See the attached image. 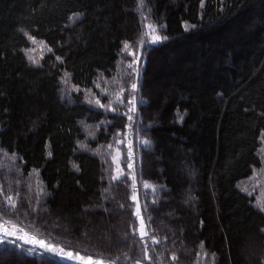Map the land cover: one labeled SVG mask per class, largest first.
I'll list each match as a JSON object with an SVG mask.
<instances>
[{"label":"trees","instance_id":"1","mask_svg":"<svg viewBox=\"0 0 264 264\" xmlns=\"http://www.w3.org/2000/svg\"><path fill=\"white\" fill-rule=\"evenodd\" d=\"M260 204L264 0H0V264H83L21 230L109 264H264Z\"/></svg>","mask_w":264,"mask_h":264},{"label":"snow or ice","instance_id":"2","mask_svg":"<svg viewBox=\"0 0 264 264\" xmlns=\"http://www.w3.org/2000/svg\"><path fill=\"white\" fill-rule=\"evenodd\" d=\"M140 4H141V6H143V0H140ZM146 27H148L151 30V32H153V33L156 32L155 27H153L152 25H147ZM29 39L32 40L33 43H36V41H35V39L33 37H29ZM161 39L162 38L159 35H154L152 42L153 43L159 42ZM124 47L127 50L129 48V45L126 43L124 45ZM49 51H51V49H49ZM29 59H32V58L29 57ZM57 59H60V57H57ZM33 62H35V61H33ZM129 67H132V65H129ZM136 87H137V85L135 83L132 84V89L133 90H135ZM96 103L99 104V101L97 100ZM101 106L103 107V105H101ZM131 111H135V108L133 107V109H131ZM129 119L131 120L132 117L129 116ZM181 119H182V117H181ZM145 143H147V142H145ZM109 147H111V145ZM49 155H51V153H49ZM129 167H131V165H129ZM113 179H119V176L113 177ZM133 181H135V177L134 176H133ZM144 187L152 188V186L149 185L147 182L144 183ZM153 191H155L154 188H153ZM132 199L134 201L137 200V197H136L135 193L133 194ZM9 201H10V203H12L11 202V198H9ZM13 206H14V203H13ZM259 206H260L261 210L264 211V204H260ZM139 213H140V207H139V204L137 203L136 214L139 216ZM141 229H143V220L142 219H141ZM140 234H141V236L147 235V233L144 232V231H141ZM8 235H15V233L14 232L8 233L7 230L5 229V236H8ZM18 239H25V237H18ZM5 242H6V240H5ZM154 242L158 243V241H154ZM25 243H29V244H33V245L39 244V246L41 248H46L47 251L66 255L67 258H69V259H77V260H80V261H84L85 264H92V258L91 257H88L86 259L85 257L80 256L78 253L75 256L71 252L64 253L63 249H58V248H56L54 246L46 245L44 243V241H37V240H35V238H33V239H25ZM173 259H176V257L174 256ZM96 264H101V262L97 261ZM112 264H115V262H112ZM137 264H139V262H137Z\"/></svg>","mask_w":264,"mask_h":264},{"label":"rangeland","instance_id":"3","mask_svg":"<svg viewBox=\"0 0 264 264\" xmlns=\"http://www.w3.org/2000/svg\"><path fill=\"white\" fill-rule=\"evenodd\" d=\"M148 31L150 32V34H151V37H150V39L151 40H153V36L154 35H158V34H156V32L155 33H153V32H151V30L148 28ZM141 45H142V42H140L139 43V47H137L136 49H129V51L128 52H133V63H134V69H135V73H138V70L140 69V65L142 64V59L140 58V55H141ZM132 50V51H131ZM124 51V50H123ZM132 107H134L135 108V111H136V101H135V99L133 98V100H132ZM134 111V112H135ZM7 226V225H6ZM10 228V231L9 232H11V231H13V226H9ZM6 230H8V228L6 229ZM2 231L3 232H5V228L4 229H2ZM14 231H15V229H14ZM13 231V232H14ZM16 232V231H15ZM14 232V233H15ZM20 232V231H19ZM22 237H23V235H22ZM35 240H37V241H41V240H39V239H37V238H35ZM247 249V255H248V259L250 260L251 259V248L249 247H247L246 248ZM68 252H71V251H69V250H67L66 252H64V253H68ZM72 253V252H71ZM74 256L77 254V253H72ZM79 254V253H78ZM80 255V254H79ZM65 257H66V255H64ZM81 256V255H80ZM86 259L88 258V257H85ZM69 259V258H68ZM69 260H73L74 262H77V263H83V264H85V262L84 261H80V260H77V259H69ZM96 262H97V260L96 261H93V259H92V264H96ZM249 264H253V263H251L250 261L248 262Z\"/></svg>","mask_w":264,"mask_h":264},{"label":"water","instance_id":"4","mask_svg":"<svg viewBox=\"0 0 264 264\" xmlns=\"http://www.w3.org/2000/svg\"><path fill=\"white\" fill-rule=\"evenodd\" d=\"M135 195L137 197V200L135 201V210L137 208V203L139 204V207H140V213H139V216L137 215V222H138V235L140 238H144L146 235L144 236H141V231H144L146 232V225H145V221H144V218L142 216V213H141V206H140V201H139V197H138V191L135 192ZM141 219L143 220V229H141Z\"/></svg>","mask_w":264,"mask_h":264}]
</instances>
